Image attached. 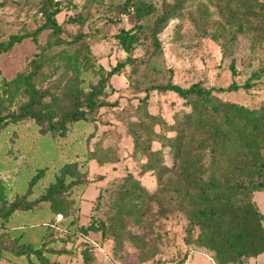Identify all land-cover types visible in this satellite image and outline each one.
I'll use <instances>...</instances> for the list:
<instances>
[{
	"label": "trees",
	"instance_id": "1",
	"mask_svg": "<svg viewBox=\"0 0 264 264\" xmlns=\"http://www.w3.org/2000/svg\"><path fill=\"white\" fill-rule=\"evenodd\" d=\"M256 1L239 0L235 8L229 6L225 17L232 30L264 32V25L253 26L248 21L250 18L264 20V3L256 6ZM39 3L44 21L32 32L11 34L7 40H0V53L8 52L27 37L37 44V35L45 29L49 30V39L44 49L63 42L60 38L62 25L56 17L61 12L59 3L56 0H40ZM183 4L184 0L164 2L158 12L152 2L126 0L122 12L135 23L115 35L126 57L109 70L100 68L94 72L99 79L87 91L78 86L77 79L81 67L88 71L93 69L88 49L81 62L79 53L61 54L74 71V77L67 79L58 94L35 84L47 60L42 53L30 60L28 72H18L10 80L0 77V133L10 123L16 126L29 123L42 136L58 141L57 137L66 139L69 130L78 123L93 127L95 113L109 105L105 96L108 89L109 92L113 90L109 83L111 76L121 74L126 66L138 62L147 65L148 59L132 56L135 47L149 40L154 55L160 49L158 34ZM241 6L246 9L241 11ZM67 21L77 23L78 18L68 17ZM81 37L79 34L74 40ZM231 70L235 72L233 65ZM259 76L260 72L253 71L242 87L250 88L251 79ZM236 88V84L231 83L226 88L215 89L221 92ZM215 89L206 87L202 81L184 87L175 83L171 75L167 79L152 78L141 89L146 93L144 98L153 90L173 92L184 100L189 111L171 124L148 111L128 123L127 131L133 141L132 154L144 158L141 172H151L156 187L149 190L139 180H133L130 187L121 190L107 222L82 225L78 231L77 220L71 217L75 204L73 195L79 196L87 184L85 172L89 161H102L94 150L88 149L84 158L76 154L73 161L60 165L47 183L44 179L48 167L40 168L29 179L25 191L13 197L6 195L0 182V259L12 264H63L52 260L51 256L66 250L55 249L51 243L56 222L61 226L67 219L69 223L64 230L68 236L99 231L110 236L115 250L123 249L126 240L143 248L147 245L146 239L141 231L133 232L128 228L129 219H133L140 230H147L154 220V204H157L156 214L161 218L167 217L173 208L186 213L188 233L197 228L193 243L208 251L215 264H248L250 258L264 254V214L253 200L254 192L264 190V103L259 108H249L221 99L214 94ZM17 94L27 99L16 110L3 113L5 102L10 104ZM91 129V134L86 137L87 144L94 135ZM154 142L159 143V147L154 148ZM167 155L171 164L166 162ZM39 184L42 188L36 194ZM76 205H79L77 201ZM40 210L39 215L49 222L46 227L34 226L29 221ZM58 215H61V221H56ZM17 218L25 222L17 225ZM150 228L153 230L152 226ZM81 254L83 264H92V253L88 248ZM186 259L187 255L174 264H184Z\"/></svg>",
	"mask_w": 264,
	"mask_h": 264
},
{
	"label": "rangeland",
	"instance_id": "2",
	"mask_svg": "<svg viewBox=\"0 0 264 264\" xmlns=\"http://www.w3.org/2000/svg\"><path fill=\"white\" fill-rule=\"evenodd\" d=\"M39 1L0 0V40H7L11 34L34 31L44 21ZM56 1L61 9L56 17L62 25L60 38L63 42L44 49L43 46L49 39L48 29L37 35V44L31 37L23 39L8 52L0 53V77L10 80L18 72H28L30 60L42 53L47 60L35 84L50 93L58 94L63 90L67 79L74 77V71L61 54L79 53L81 62L88 49L93 69L91 67V71H88L81 67L77 79L78 86L87 91L91 84L98 81L99 76L95 73L100 68L109 70L118 61L125 59L126 53L115 35L121 29L130 28L135 22L127 13L122 12L126 0ZM145 1L152 2L158 12H161L164 2H174ZM238 2L239 0H184L178 14L158 34L160 49L154 55L149 40L135 47L132 56L148 59V64L138 62L134 66H126L121 74L111 76L109 83L113 90L109 92L108 89L105 96L109 105L95 113L93 127L88 123H78L69 130L66 139L60 140L57 137L58 141L42 136L29 123L21 126L10 123L5 127L0 133V182L6 195L13 197L16 193L24 192L29 179L40 168L48 167L44 181L49 182L60 165L73 161L76 154L86 157L88 149L94 150L102 161H89L85 172L87 184L79 196L73 195L75 204L71 217L77 220L78 231L82 225L107 222L121 190L130 187L133 180H139L149 190L154 189V175L151 172H141L144 158L140 154H132L133 141L127 131L128 123L141 118L144 111H148L171 124L189 111V106L170 91L153 90L144 98L146 93L141 89L152 78L167 79L171 75L175 83L184 87L202 81L203 85L214 89L226 88L235 83L236 89L221 92L215 89L214 94L225 101L259 108L264 103V32L234 31L230 28L225 15L228 14L229 6L235 8ZM261 2L264 3V0L254 3L257 6ZM239 8L241 11L246 9L244 6ZM68 17L78 18V22L70 23L67 21ZM248 21L253 26L264 25L262 19L250 18ZM79 34L82 37L74 40ZM253 71L260 72V76L251 79L250 88L242 87ZM26 99L17 94L10 104L5 102L3 113L16 110ZM48 99L47 96L46 100ZM91 128L94 135L87 144L85 141L91 134ZM153 147H159V143L154 142ZM169 157L166 156L167 164H171ZM41 188L39 184L35 193L38 194ZM253 200L264 214V190L254 192ZM76 201L79 205H76ZM157 209V204H154V220L147 230H140L134 220L129 219L128 228L133 232L141 231L146 239L147 245L143 248L126 240L123 249L115 250L110 236L107 233V236L102 235L99 231H90L86 235L77 232L68 236L64 227L68 226L69 220H65L61 226L56 222L52 236L54 241L51 244L55 249L66 251L60 255H52L51 259L63 264H83L81 252L88 248L92 253V264H174L185 255L188 258L185 264H214L209 252L193 243L197 228L188 233L189 219L186 213L173 208L167 217L161 218L156 214ZM41 212L38 211L37 215L34 214L36 217L29 220L32 225H48V220L39 215ZM56 219L61 221V215ZM23 222V219L17 218V225L21 226ZM263 258L264 254L253 257L250 264H263ZM0 264L12 263L0 259Z\"/></svg>",
	"mask_w": 264,
	"mask_h": 264
},
{
	"label": "crops",
	"instance_id": "3",
	"mask_svg": "<svg viewBox=\"0 0 264 264\" xmlns=\"http://www.w3.org/2000/svg\"><path fill=\"white\" fill-rule=\"evenodd\" d=\"M194 251L198 252L197 250H194ZM199 251H201V252H203V253H206L205 251H202V250H199ZM206 254H208V253H206ZM190 255H191V254H190ZM190 255H189V256H190ZM208 255H210V254H208ZM189 256H188V257H189ZM256 257H257V256H256ZM252 258H253V257H252ZM252 258L249 259L248 264H250V261L252 260ZM187 259H188V258H187ZM187 259H186V260H187ZM185 262H186V261H185ZM262 263L264 264V258H263V262H262ZM184 264H185V263H184ZM214 264H215V262H214Z\"/></svg>",
	"mask_w": 264,
	"mask_h": 264
}]
</instances>
